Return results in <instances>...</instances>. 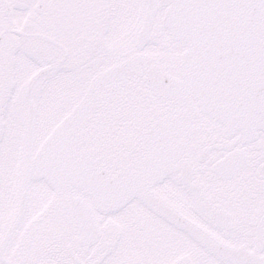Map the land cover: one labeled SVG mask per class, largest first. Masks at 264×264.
Segmentation results:
<instances>
[{"label":"snow or ice","instance_id":"snow-or-ice-1","mask_svg":"<svg viewBox=\"0 0 264 264\" xmlns=\"http://www.w3.org/2000/svg\"><path fill=\"white\" fill-rule=\"evenodd\" d=\"M0 264H264V0H0Z\"/></svg>","mask_w":264,"mask_h":264}]
</instances>
